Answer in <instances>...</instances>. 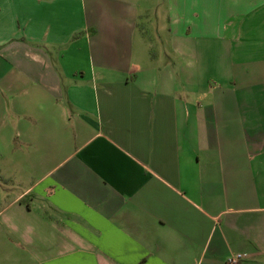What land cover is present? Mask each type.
<instances>
[{
    "label": "crops",
    "instance_id": "0c3cea01",
    "mask_svg": "<svg viewBox=\"0 0 264 264\" xmlns=\"http://www.w3.org/2000/svg\"><path fill=\"white\" fill-rule=\"evenodd\" d=\"M0 184V264H264V0H0Z\"/></svg>",
    "mask_w": 264,
    "mask_h": 264
},
{
    "label": "rangeland",
    "instance_id": "374dc122",
    "mask_svg": "<svg viewBox=\"0 0 264 264\" xmlns=\"http://www.w3.org/2000/svg\"><path fill=\"white\" fill-rule=\"evenodd\" d=\"M153 23H155L154 19L151 18V20L148 23L146 22L145 26L147 27V25H148V26H150L152 28L153 27ZM155 32L156 31L153 28L152 29L149 28L148 31H147V35L149 36L148 39L152 40L151 42H153V46H152L153 51H155V53H157V54H159V53L161 54V50L163 48H165V49H167V48L164 47V46L161 47L159 45H156V38H155L156 34H155ZM154 43H155V45H154ZM9 188H11V190H8ZM15 192L19 193L20 190L17 189L15 191V189H13L12 186H8V188H7L6 185L0 184V203L3 202L4 194H6V193H15Z\"/></svg>",
    "mask_w": 264,
    "mask_h": 264
},
{
    "label": "built area",
    "instance_id": "2783aa9c",
    "mask_svg": "<svg viewBox=\"0 0 264 264\" xmlns=\"http://www.w3.org/2000/svg\"><path fill=\"white\" fill-rule=\"evenodd\" d=\"M245 258V254H234L226 258L225 264H240Z\"/></svg>",
    "mask_w": 264,
    "mask_h": 264
}]
</instances>
